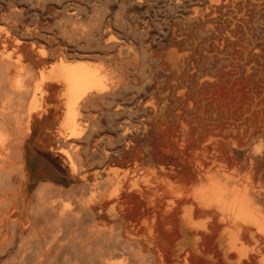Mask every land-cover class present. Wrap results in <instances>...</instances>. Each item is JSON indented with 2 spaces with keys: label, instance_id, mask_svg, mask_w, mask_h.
Masks as SVG:
<instances>
[{
  "label": "bare ground",
  "instance_id": "1",
  "mask_svg": "<svg viewBox=\"0 0 264 264\" xmlns=\"http://www.w3.org/2000/svg\"><path fill=\"white\" fill-rule=\"evenodd\" d=\"M25 44L19 40L14 51H0V247H14L20 227L17 247L23 263L31 246L32 219H43L47 210L54 212L58 206L47 198V192L54 190L51 181L40 182L33 194L27 191L24 152L34 122L48 116V101L58 102L53 115L60 123L59 151H68V147L61 146V141L68 140L74 149L82 148L85 125H80L86 109L93 99L104 97L112 88L109 68L106 70L102 63L59 59L48 68L38 69L37 64H45L49 58V50L36 51L32 43L31 59L21 52ZM219 45L214 44L219 52L231 50L228 65L216 54L164 60L163 66H171L173 78L165 89L155 90L143 84L131 96L125 92L124 104L115 105L107 127L110 134L106 158L111 165L108 189L97 188L79 202L82 211L107 208L99 214L113 222L110 233L119 242L110 255L103 256V264H128L134 260L140 264H264V66L258 61L247 63L263 59L264 53L251 52L244 61L246 46L235 42ZM209 58L219 65L204 73L201 70ZM122 69L125 72V67ZM194 79L196 82L189 84ZM120 115L124 117L121 122ZM71 169L76 171L75 164ZM208 173L211 174L207 176ZM15 179L20 183L18 189ZM70 211L66 204L56 216L61 219V214ZM39 226L42 224L37 230ZM40 230L43 233V227ZM115 255L119 257L115 259Z\"/></svg>",
  "mask_w": 264,
  "mask_h": 264
},
{
  "label": "rangeland",
  "instance_id": "2",
  "mask_svg": "<svg viewBox=\"0 0 264 264\" xmlns=\"http://www.w3.org/2000/svg\"><path fill=\"white\" fill-rule=\"evenodd\" d=\"M37 1L41 5L37 4ZM263 5L264 0H0L1 52L14 51L19 40H22L26 44L22 46L21 52L31 59L33 57L30 52V44L35 43L36 51H39L40 48L49 50V58L45 64H37L38 69L44 68V66L48 68L59 59L70 62H85L91 65L102 63L106 70L109 68L107 71L111 77L110 86L112 87L104 97L93 99L86 109V117L82 122L83 125H80L81 127L85 125V128L83 127L84 139L80 140L82 148L74 149L73 145H69L70 141L68 140L61 141V146L68 147L66 148L68 151H59L58 131L60 123H57L53 115L54 108L58 105V102L54 100L48 101L46 111L48 116L43 120L34 122L33 133L26 141L24 152L28 171L27 191L29 194H33L41 185L40 182L51 181L54 187L51 190L54 189L55 192L54 190H49L47 195L53 194L52 192L56 195L57 189L61 193L57 192L59 196L56 195L55 198H53L54 194L48 195L47 198L55 206H58H56L54 209L56 211L54 212L53 210L46 211L45 218H43L44 221L39 218L38 221L35 217L32 219V241L29 244L31 246H29V252L24 263L19 260L20 256L17 247L21 240V228L19 227L15 246L0 247V254L2 253L0 255V264H38L39 260V264H103V256L110 255L119 242L118 238L116 239L110 233V227L113 222L105 214H99L102 211L105 213L107 208L89 212L82 211L79 208V202L82 198H89L97 188L108 189L111 165L106 158L108 149L106 140L110 134L107 129L109 128L111 113L115 105L117 103H125L124 94L127 93L128 96H131L134 90L147 84L148 87L155 90L165 89L164 87H167L173 81V78L170 76L171 66L164 67V60L186 59L194 54H197V56L216 54L221 57L222 61H227L226 64L228 65V60L231 56L229 52L231 50L226 48L225 50L221 49V52H219L214 44H220L219 46L223 47L222 45H228L230 42L247 47V49H244L243 59L241 58L244 61H247L246 56L251 52L260 51L264 53ZM122 20L125 21L121 23ZM123 23L126 24V27L123 26ZM121 27L125 28L121 29ZM121 30L123 31L121 32ZM130 33H134V35L130 36ZM135 33L140 34L135 36ZM109 35H112L111 39ZM113 37L114 39L112 40ZM75 43H78V47ZM139 43L140 45H138ZM142 43L144 44L141 45ZM119 48H122V50L120 51ZM119 51L123 55H120ZM55 52L56 54H54ZM263 59H252L247 63L248 65H253L258 61L259 65L264 66ZM142 60L144 62H141ZM141 63L143 64L141 65ZM218 65L219 62L215 65L213 58H209L201 71H204V73L211 72L213 69L218 68ZM124 67L125 72L122 69ZM144 68L146 69L144 70ZM189 70L190 67L187 66L186 72L188 73ZM130 71L133 72L131 73ZM128 75L130 76L128 77ZM142 75L145 76V79L142 78ZM122 76L126 78L123 79ZM160 78L165 80L161 82ZM194 82H196L195 79L193 81L190 80L189 84ZM108 116L110 119L107 118ZM123 118L120 115L119 121L121 122ZM94 123L98 126L95 127L96 131L98 128L97 132L93 129ZM93 132L96 133L94 134ZM141 143L148 145L146 140H142ZM71 152L72 154H70ZM72 164H75L76 171L71 169ZM97 173L99 175L101 173V175L98 176ZM210 174L208 173L207 176ZM15 186L17 189L20 186L18 179H15ZM57 187H60L61 190ZM51 196H53V200ZM59 203L61 204L59 205ZM66 204L70 206L71 211L65 215L61 214V219H59L56 216V212L60 209L62 210V207ZM13 219H16V216ZM38 224H42V226H39L37 230ZM40 227H43V233ZM84 233L87 234L86 237ZM115 239L116 241H113ZM112 245L115 246L112 247ZM87 246L91 248L89 249ZM118 257L115 255L114 258ZM128 264L140 263L134 260Z\"/></svg>",
  "mask_w": 264,
  "mask_h": 264
}]
</instances>
